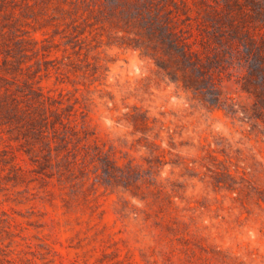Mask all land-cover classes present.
Instances as JSON below:
<instances>
[{
	"label": "rangeland",
	"instance_id": "obj_1",
	"mask_svg": "<svg viewBox=\"0 0 264 264\" xmlns=\"http://www.w3.org/2000/svg\"><path fill=\"white\" fill-rule=\"evenodd\" d=\"M234 8L264 34V0H0V264H264Z\"/></svg>",
	"mask_w": 264,
	"mask_h": 264
},
{
	"label": "trees",
	"instance_id": "obj_2",
	"mask_svg": "<svg viewBox=\"0 0 264 264\" xmlns=\"http://www.w3.org/2000/svg\"><path fill=\"white\" fill-rule=\"evenodd\" d=\"M226 14L228 21L226 24L230 31H226L221 27L224 25L221 17L219 19V29L213 35L215 42L214 59H219L221 55H231L236 57L239 63L243 62L249 68L257 67L264 73V34L258 36L254 31H250L246 27L242 11L238 8H234ZM247 18L252 17L248 16Z\"/></svg>",
	"mask_w": 264,
	"mask_h": 264
}]
</instances>
